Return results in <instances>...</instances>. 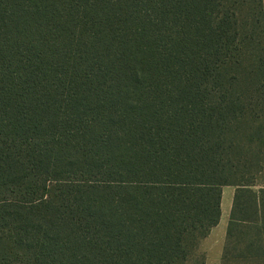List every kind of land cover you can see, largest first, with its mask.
Listing matches in <instances>:
<instances>
[{
    "label": "trees",
    "instance_id": "obj_1",
    "mask_svg": "<svg viewBox=\"0 0 264 264\" xmlns=\"http://www.w3.org/2000/svg\"><path fill=\"white\" fill-rule=\"evenodd\" d=\"M264 264V0H0V264Z\"/></svg>",
    "mask_w": 264,
    "mask_h": 264
},
{
    "label": "rangeland",
    "instance_id": "obj_2",
    "mask_svg": "<svg viewBox=\"0 0 264 264\" xmlns=\"http://www.w3.org/2000/svg\"><path fill=\"white\" fill-rule=\"evenodd\" d=\"M235 188H223L222 217L219 225L212 229L210 235L201 242L197 252L199 260L205 256L206 264H221L226 244L227 227L230 219Z\"/></svg>",
    "mask_w": 264,
    "mask_h": 264
},
{
    "label": "crops",
    "instance_id": "obj_3",
    "mask_svg": "<svg viewBox=\"0 0 264 264\" xmlns=\"http://www.w3.org/2000/svg\"><path fill=\"white\" fill-rule=\"evenodd\" d=\"M222 222V221H221Z\"/></svg>",
    "mask_w": 264,
    "mask_h": 264
}]
</instances>
